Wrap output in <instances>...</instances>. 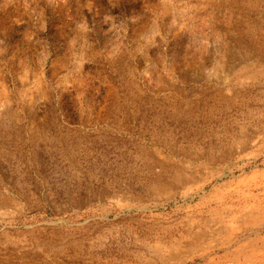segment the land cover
<instances>
[{
    "label": "rangeland",
    "instance_id": "obj_1",
    "mask_svg": "<svg viewBox=\"0 0 264 264\" xmlns=\"http://www.w3.org/2000/svg\"><path fill=\"white\" fill-rule=\"evenodd\" d=\"M263 214L264 0H0V264H264Z\"/></svg>",
    "mask_w": 264,
    "mask_h": 264
},
{
    "label": "bare ground",
    "instance_id": "obj_2",
    "mask_svg": "<svg viewBox=\"0 0 264 264\" xmlns=\"http://www.w3.org/2000/svg\"><path fill=\"white\" fill-rule=\"evenodd\" d=\"M261 210V209H260ZM264 215V214H263ZM258 218V217H257ZM208 224V223H207ZM215 225H218L217 223H214ZM210 226V225H209ZM210 228V227H209ZM217 228V231H220V228L219 227H216ZM215 232V231H214ZM213 232V233H214ZM202 235V234H201ZM217 235V234H216ZM215 237V236H214ZM212 239V238H211Z\"/></svg>",
    "mask_w": 264,
    "mask_h": 264
}]
</instances>
